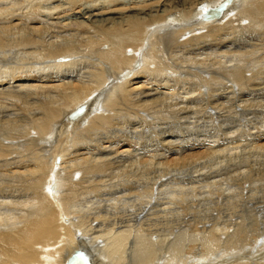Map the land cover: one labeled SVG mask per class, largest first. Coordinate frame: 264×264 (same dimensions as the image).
<instances>
[{"label": "bare ground", "instance_id": "1", "mask_svg": "<svg viewBox=\"0 0 264 264\" xmlns=\"http://www.w3.org/2000/svg\"><path fill=\"white\" fill-rule=\"evenodd\" d=\"M80 1L0 0V264H264V0Z\"/></svg>", "mask_w": 264, "mask_h": 264}, {"label": "rangeland", "instance_id": "2", "mask_svg": "<svg viewBox=\"0 0 264 264\" xmlns=\"http://www.w3.org/2000/svg\"><path fill=\"white\" fill-rule=\"evenodd\" d=\"M63 2L65 1V0H62ZM98 1V6L99 7H96V8H91L92 6H94V5H96L95 3H93V2H91V0H88V3H90V4H85L84 5V1H80V3L79 4H77L80 8H82V6H83V9L84 10H86V11H88L87 9H90V10H93V9H97V8H101V9H103V7L105 8V10H107L108 9V11L109 12H111V11H114V10H117V6H118V8H122L123 6H126L127 5V7L129 8V7H132L134 4H135V6H138V4H139V6L141 5V6H146V5H150V4H153L155 1H158V2H162L163 0H119V2L114 6V8H112V9H109L108 7H107V5H104V4H108L107 2H108V0H101V2H100V0H97ZM107 1V2H106ZM194 1H196V0H192L190 3H194ZM235 1L236 0H233V4L235 3ZM84 2V3H83ZM99 2H100V4H99ZM104 2V3H103ZM132 2V3H131ZM237 2V1H236ZM101 3H102V5H101ZM150 3V4H149ZM53 4H57V3H53ZM115 4V3H114ZM133 4V5H132ZM163 4H165V3H163ZM46 5H48V4H46ZM104 5V6H103ZM154 6H156L155 4H153ZM227 5H230V4H227ZM185 6H189V5H185ZM87 9H86V8ZM113 7V6H112ZM159 7H160V11L159 12H156V13H153V17L152 16H150V17H147V21H145L147 24H148V26L149 27H160L161 29H163L164 28V23H165V21L164 20H162L161 21V19H163V15H168V14H170V15H168V20H171V19H173L174 20V16L173 15H175V6H173V5H170V4H166V5H159ZM126 8V7H125ZM158 8V7H157ZM83 10V11H84ZM149 10V9H148ZM172 13V14H171ZM211 13V12H210ZM210 13H208V14H210ZM70 16H74L75 17V19L74 18H72V19H70V20H77L78 19V21H82V20H84V22L86 21L87 22V20L86 19H83V18H85V17H83V16H81L80 14H77V15H75L74 13H71L70 14ZM69 16V17H70ZM107 16V15H106ZM112 16V15H111ZM63 17H65L66 18V16L64 15ZM69 17H67L66 18V20L67 21H69ZM79 17H80V19H79ZM60 18H62V17H60ZM65 18H63V19H65ZM155 21V22H154ZM155 23V24H154ZM164 33L162 32L161 34H160V36L161 35H163ZM202 48V47H201ZM197 48H195V47H192V48H190L189 50H187L188 52L191 50H196ZM261 105L259 104V105H257V106H252L251 107V109H250V111L251 112H253V114L251 115L252 117H253V120H255L256 122H258V121H260L258 118H261L262 120H264V105H262L261 107H260ZM253 107H255V108H253ZM253 108V109H252ZM254 110V111H253ZM255 112V113H254ZM251 116H249V117H245V116H241L240 118L241 119H243L244 120V118H252ZM10 117V116H9ZM258 117V118H257ZM192 122V121H191ZM198 122H200L202 125H203V121L202 120H198ZM242 125H244V122H240ZM240 123H237L236 125H240ZM263 130H264V128L263 129H260V131L262 132V133H264L263 132ZM253 131H255V130H253ZM182 135V134H181ZM178 137H182V136H180V134H179V136ZM146 159V158H145ZM143 161V160H142Z\"/></svg>", "mask_w": 264, "mask_h": 264}, {"label": "water", "instance_id": "3", "mask_svg": "<svg viewBox=\"0 0 264 264\" xmlns=\"http://www.w3.org/2000/svg\"><path fill=\"white\" fill-rule=\"evenodd\" d=\"M220 12H221V9L217 10L215 12V15H217L218 17L220 16ZM72 264H87L86 260L83 259V258H78L77 260H75Z\"/></svg>", "mask_w": 264, "mask_h": 264}]
</instances>
